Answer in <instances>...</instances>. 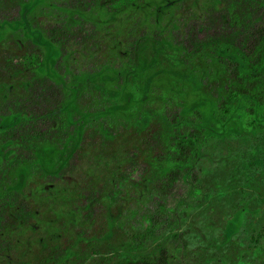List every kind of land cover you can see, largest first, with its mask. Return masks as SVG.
Here are the masks:
<instances>
[{"label": "rangeland", "instance_id": "1", "mask_svg": "<svg viewBox=\"0 0 264 264\" xmlns=\"http://www.w3.org/2000/svg\"><path fill=\"white\" fill-rule=\"evenodd\" d=\"M29 2L0 0V22L22 18L36 33L68 30L60 38L64 47L57 68L69 86L76 76L94 74L106 64L120 71L133 59L135 41L148 31L154 36L161 29L191 51L212 38L248 46L264 25V0H186L158 24L153 16L146 21L132 11L112 19L100 16L116 10L111 0H31L23 12ZM121 2L119 7L126 4ZM3 32L0 40L8 36ZM3 48V57L16 64L25 60L11 54L12 44ZM10 71L0 64V120L17 112L31 121L61 106L59 97L42 108L39 82L27 91L20 83L10 85ZM173 101L163 111L170 120L179 111ZM29 124L31 132L44 134L51 123ZM187 128H193L190 122H181L169 146ZM25 129L15 131V142L3 149L11 152L0 160V264H116L126 255L154 254L160 247L167 249L169 264H262L264 135L201 134L197 151L171 181L147 159L159 144L158 134L138 146L123 127L112 128L110 141L81 140L54 174L33 165L25 187L12 191L4 185L15 161L34 157L18 139ZM152 158L178 160L177 153Z\"/></svg>", "mask_w": 264, "mask_h": 264}, {"label": "trees", "instance_id": "2", "mask_svg": "<svg viewBox=\"0 0 264 264\" xmlns=\"http://www.w3.org/2000/svg\"><path fill=\"white\" fill-rule=\"evenodd\" d=\"M111 1L116 10L104 11L100 16L112 19L132 11L146 21L153 16L156 24L171 12L174 15L177 8L180 11L179 5L186 4V0H125L126 4L119 7L123 0ZM30 6L31 0L23 12ZM3 31L8 36L0 40V64H7L11 70L8 84L20 83L27 91L39 82L36 87L40 89L42 108L61 98V106L48 115L44 113V117H32L30 121V117L23 118L17 112L1 117L0 160L11 152L3 149L15 142V131L22 128L27 130L18 134V139L34 154L32 160L15 161L7 176V186L4 185L6 189L17 191V186L25 187L33 165L39 166L45 175L54 174L73 155L81 140L90 136L110 141L112 128L123 127L133 138L132 144L136 142L138 146H144L152 134H158L159 144L152 150L148 147L147 159L158 166L159 172L168 173L171 181L197 151L201 134L264 135V25L255 31L248 46L212 38L197 43L191 51L175 45L161 29L154 36L148 31L135 41L133 59L120 71L106 64L94 74L76 76L70 86L57 68L64 47L60 38L68 30L55 28L36 33L19 18L0 22V34ZM3 43L15 46L11 54L25 60L16 64L14 58L3 57ZM169 99H174L179 108L178 115L171 120L163 112ZM45 119L51 124L44 134L25 127ZM181 122H190L193 128H187L169 146ZM157 153L163 158L177 153L178 160H154ZM232 225L230 234L235 231V223ZM142 236L138 233L136 237ZM168 259L167 249L160 247L154 254L126 255L116 264H169Z\"/></svg>", "mask_w": 264, "mask_h": 264}]
</instances>
